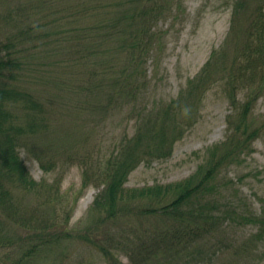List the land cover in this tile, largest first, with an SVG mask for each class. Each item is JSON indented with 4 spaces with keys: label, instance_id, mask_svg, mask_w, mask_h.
<instances>
[{
    "label": "trees",
    "instance_id": "1",
    "mask_svg": "<svg viewBox=\"0 0 264 264\" xmlns=\"http://www.w3.org/2000/svg\"><path fill=\"white\" fill-rule=\"evenodd\" d=\"M176 2L38 0L30 7V3L19 5L18 19L10 21L13 30L0 38V264H27L44 249L55 255L72 239L70 211L63 212V218L56 211L43 217L52 232L40 228V233L35 234L37 216L26 214L28 207L19 195L37 194L45 188L29 173L19 148L30 134L46 133L42 129L46 128V116L51 114L49 103L63 102L67 95L86 96L85 109L99 113L105 122L120 105L134 103L128 100L119 105V100L123 101L127 94H139L136 84L142 81L143 59L161 42L159 32L153 29L172 13ZM30 10L38 17L27 22ZM233 12L231 32L241 38L236 51L212 53L198 79L190 82L188 97L171 103L175 108L191 98L196 104L216 77L225 80L234 93L228 135L207 152L196 173L168 185L126 188L130 174L140 164L169 158L178 141L175 138L185 132L182 125L175 124L176 133L169 134L171 126L158 127V116L153 129H145L146 110L135 103L132 113L136 135L114 142L105 162H99L103 157L98 154L97 160L92 158V167L85 168L82 189L95 181L103 190L91 206L90 225L79 237L99 250L108 264H122L120 255L132 264L137 257L145 262L155 257L157 262L152 264H214L216 255L230 249L232 243H241L242 249L248 251L250 243L264 242V210L254 214L248 204L235 198L237 192L228 194L221 178L226 167L240 164L252 151L253 142L264 130V119L256 120L253 114L264 88V0H236ZM243 14L247 22L239 26ZM42 51L53 60L50 64L54 74H49V82L42 90H36L40 85L29 79V69L31 58L41 60ZM121 60H125L122 66ZM61 70L70 78L83 74L85 80L76 85L79 89H72L75 85L60 75ZM134 74L139 80L133 81ZM133 85L136 91L126 94ZM49 88L55 91L52 97H47ZM243 88L249 93L252 90L245 94L244 101L236 99V92L238 95V89ZM27 113L30 117L24 125L22 117ZM51 147L37 157L44 159L43 152ZM59 166V159L42 164L47 172ZM47 189L52 201L61 198L56 184ZM260 201L264 203L263 198ZM248 226L257 230L253 242L239 241L229 233L232 227ZM14 228L28 242L19 255L14 248L18 244Z\"/></svg>",
    "mask_w": 264,
    "mask_h": 264
},
{
    "label": "rangeland",
    "instance_id": "2",
    "mask_svg": "<svg viewBox=\"0 0 264 264\" xmlns=\"http://www.w3.org/2000/svg\"><path fill=\"white\" fill-rule=\"evenodd\" d=\"M37 1L0 0V38L13 30L10 21L16 22L18 19L19 5L30 3V7L31 2ZM235 1L177 0L175 6L178 9L174 7L172 13L153 29L159 32L161 42H158L153 52L143 59L142 81L136 84L139 85L137 89L139 94L137 92L127 94L136 91L133 85L125 91L128 99L124 95L125 99L119 100V105L133 100L137 106L146 110L145 129H153L154 119L158 116V127L171 126L169 134L174 132L175 124L182 125L185 132L181 137L175 138L178 141L169 158L151 163L144 162L130 174L126 184L128 190L156 184L168 185L191 177L204 162L207 152L226 139L228 117L234 114L232 105L234 93L222 78H214L204 96L196 104V100L191 98L183 103L187 108L179 105L174 108V104L171 103L188 97L190 82L198 79L212 53L220 50L233 54L236 51L235 48L241 38L231 32ZM257 5L258 3L254 6ZM27 15V22L38 17L31 10ZM46 21L43 20V23ZM246 22L247 16L243 14L238 25H246ZM39 56L41 60L31 58L29 69L31 76L29 79L40 85L36 90H42L44 83L49 82V74L52 72L54 74V68L50 64L53 60L49 59L44 51L40 52ZM124 61H120V66L125 64ZM71 72L77 73L73 70ZM60 75L72 81L75 85L71 86L72 89H79L76 85L85 80L83 74H73L70 78L61 70ZM136 80L139 79L137 74H134L133 81ZM233 88H236L235 84ZM243 89H238L239 96L236 92V99L238 97L244 101L245 94L252 93V90L249 93L247 89ZM262 91V96L256 102L253 111L256 120L264 119V88ZM54 92L49 88L46 91L47 97H52ZM86 99V96L76 94L74 98L67 95L63 102L54 101L53 105L49 103L51 114L46 116L44 126L46 128L42 129L46 133L30 134L19 148L20 156L33 179L40 185H45L37 194L26 196L19 194L22 202L28 207L26 214L37 216L38 226L35 234L40 233V228L52 232L43 217L55 211L60 214V218L66 216L63 212L70 211L72 214L68 226L72 232V239L65 242L64 247L58 249L55 255H49L44 249L35 256V260L28 259L27 264L33 261L35 264H108L99 250L79 237L90 225L91 206L103 190V186H99L95 181L83 190L84 171L85 168L92 167V158L97 160L98 154L103 157L99 162H105L114 142L136 135V118H133L132 113L134 103L128 104L129 106L122 104L111 112V117L105 122L101 120L99 113L92 114L90 110L85 109ZM58 104L62 106L56 107ZM81 106H84L83 109ZM29 117L28 113L22 117L24 125ZM48 146L52 147L48 152H43L44 159L40 160L37 155ZM56 159L61 160V166L48 172L43 169L42 164L48 165L50 160ZM221 178L228 188V194L233 195L237 192L235 198L248 204L254 214L262 213L264 203L260 198L264 199V130L253 142L252 151L244 156L240 164L226 167ZM52 184H56L60 191L58 193L61 198L57 202L49 198L47 187ZM12 231L14 238L18 240L14 248L19 255L26 249L28 242H24L25 236L21 235L17 228ZM256 232L253 226L229 229V233L238 237L239 241L253 242L252 238ZM221 234L224 235L223 232ZM239 244L232 243L230 249L219 252L214 264H264V242L250 243L248 251L242 249ZM119 257L122 264H132L124 255ZM153 262H157L155 257H152L150 262L137 257L133 264Z\"/></svg>",
    "mask_w": 264,
    "mask_h": 264
}]
</instances>
